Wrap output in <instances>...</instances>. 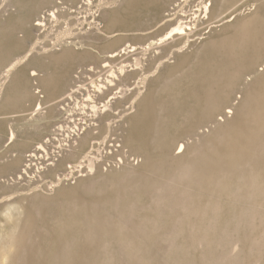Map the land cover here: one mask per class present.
Masks as SVG:
<instances>
[{"label":"rangeland","instance_id":"1","mask_svg":"<svg viewBox=\"0 0 264 264\" xmlns=\"http://www.w3.org/2000/svg\"><path fill=\"white\" fill-rule=\"evenodd\" d=\"M89 1V5L85 6L83 0H0V73L2 68L13 59L14 56L26 51L31 43L37 39V43L34 44L36 48H34L32 54L24 62L14 67L9 80L5 82L0 89V232L3 229H8L11 224L14 225L16 222L18 232L22 231V233L32 237H30L31 240L25 251V264H48L45 262L44 254L45 251L51 249L57 250L58 256L67 255V257L62 259V262H60L61 264H264V219L260 220L263 212L259 209H252L251 206L253 205L250 200H244L237 195L215 199L216 205L222 207L219 216L221 224H219V221V223H209L204 232L205 236L196 238L190 237V231L187 228L183 229L181 233L176 231L178 221L176 219H170L169 216L172 213L169 208L170 205H166L164 208V206L149 204L150 196L155 188L147 189L141 187L143 182L150 178V175L145 171V157L146 155H151L155 158L159 157V150L154 147V142L157 141L156 136L158 135V139L159 134L153 131L154 120L150 112L147 113L145 111L142 119L138 123L134 122L133 124L135 125L131 126L130 129L124 125L125 123L123 121H118L119 123H116L118 125L113 122L112 124L115 125L110 127L111 129L108 134L109 139L107 138L105 142L100 141V145L98 144L97 148L93 150L92 156H97L94 157L95 160H93V169H89L86 162H82L81 164L80 161H82V158L78 157V155L66 159L67 166H76L73 168L68 167L67 169L69 172L66 171V169L64 171V167H56L59 163V161H57V158L58 160L60 158L59 154L58 156H54V163H56L54 166H46V164L51 161L47 158L57 154L56 150H54L53 153V151L49 149L48 151L51 152H49V156L46 157L35 147L37 146V142L42 140L47 133L46 137L52 138L50 129L54 127V121L57 119L58 115H60L58 111L62 112V110H59L60 108H56L58 104H55V101L56 99L58 100L60 96V98H62V94L73 84V79L75 77L86 79L89 73L94 76L93 78L97 77L98 74L104 75V71H106L105 68L107 67V69H113L112 67H114L113 70L116 71L120 65H125L126 69H130L129 67L134 68L135 57L140 58V65H142L141 70L138 69L139 71L136 70L135 72L142 73L144 70L147 71L144 75H151L154 67L150 68V65L153 64L155 55H161L159 51L166 49V47H154L150 49L151 51H148L150 55L147 52L141 51L138 53L140 56L138 54L137 56L136 54L132 55V53H128L127 56L125 53L123 54L120 52V54L118 53L112 59L107 58L108 52L113 50L117 52L126 44H132L138 48L139 46H145L149 41H156L161 34H164L170 29V24L168 23L161 27L154 26L160 14H166L170 12V10L171 12L175 10L178 11L181 7L191 12L190 10L194 9L193 4H195V2H191L192 0L184 5L183 2H181L182 0ZM178 2L180 4H177ZM247 2L257 4L259 1L247 0ZM50 8L57 11L56 19H47L46 12ZM246 8L248 9L249 6ZM259 15L264 17V4L261 7ZM41 16H44L45 25L38 29L33 26V22ZM202 26L203 24L198 26V28ZM263 26L264 23L260 28L263 33H261L258 38L252 39L251 42L248 40V44L235 43L231 47L228 46V44L220 43V40L226 38L230 31L227 29L224 30V28L219 25H215L207 33L200 35V38L194 33V35L189 36V40H194L196 38L194 48H199L193 50L190 42L189 45H186L184 48V55L169 56L166 66L161 67L160 70L159 68L157 69V71H159L158 78L148 82L146 91H143L140 96L149 99H153L154 97L159 99L157 96L161 95L164 91L176 87L181 91L176 101L183 102V92L187 90L186 85L190 82V79H187V81L182 79L180 83H177L176 79H178V77L171 76L165 79L163 74L169 64L172 65L180 61L190 63V70L194 69L196 63L193 61L195 58H198L202 61V64L209 59L213 60L210 63L216 62L217 64L231 62L226 66L227 68L224 67L219 71L220 73L222 72L221 74L225 75L231 73V80L236 82L232 87L225 89L227 93L229 89L234 92V94L230 96V99H232L231 103L238 105L242 99H245V96L253 98L252 102L255 103L258 101V96L256 94L253 95L252 92L253 88L256 86L255 79L252 78L251 82L247 84L249 87L246 85L247 91L245 88L240 89L239 83H243L245 75L247 74L249 76L247 75L246 78L248 80L251 79L252 73L246 71L248 63H250V67H253L255 71L259 72L261 70V72L258 73V78H264ZM152 29L153 31H151ZM197 32L199 31H196V33ZM22 35L24 36L23 38L20 37ZM213 39L214 41H212ZM259 41H261L260 43L262 44L258 43ZM204 42H207L208 46L201 48ZM252 42L253 44H250ZM258 44L260 46H258ZM238 45L247 46L244 47V50L236 52L240 50L238 49L239 47H237ZM152 51H155L154 54ZM233 52H236V54ZM237 54L242 59L232 61L231 56ZM173 56L175 58H173ZM143 58L145 59L142 60ZM130 59L131 62L129 61ZM191 59L193 61H191ZM104 60L108 61V66L104 68L105 70L102 68V61ZM89 65H92L91 67H94L93 70L95 71H88ZM32 69H35L37 72L35 81L40 85V91L38 93H34L35 83H33L34 80L30 76V71ZM133 76L134 75H131V77ZM239 77L241 79H239ZM82 78L81 80L83 81ZM129 79L130 82H132L133 78L129 76ZM163 80L168 81L164 84ZM170 81L171 83H169ZM83 82L87 83V81ZM163 84L165 87H163ZM220 84L221 82H218L217 86ZM166 85L168 86L166 87ZM189 85H187V87ZM159 86L161 87L159 88ZM196 86L197 85H194L192 89ZM202 86L201 89L205 90L204 85ZM187 92L188 91H186V93ZM198 92H201V90H198ZM52 101L54 102L52 103ZM61 101H63L64 105L66 104L64 100H60L59 102ZM221 101H219L218 108L215 110V114H217L215 119L219 120L221 118L224 121H235L238 126L243 128L246 127V117L242 113H235V109H230L231 112L225 113L226 115H224V112L229 109L228 107L231 103H229L226 98H221ZM36 102H40L41 108L34 117L31 115L29 116ZM63 103L60 104L59 107H61ZM136 109L137 105L132 111ZM188 119L186 121L182 119L179 123L176 133H174L173 136V138H175L174 140L185 139L186 136L182 135V132L188 126ZM114 120H118V118ZM190 120L191 119H189V121ZM194 120L201 125L202 129L199 128V131H204L212 125L211 122H208V119L201 115L196 116ZM166 126L167 125L164 127L166 128ZM9 129H12L15 134L11 142L7 140ZM68 134H70L71 138L72 133H68L67 130L64 131V134L56 136V138L66 142L69 136ZM127 136H130L142 146L147 147L148 153L142 154L134 149L132 144L127 141ZM186 140L193 145L196 143L198 144V141L196 142L193 137H188ZM65 142H63V144H65ZM69 144H71V142H69ZM123 148L126 149V151ZM171 148H173L172 144ZM64 152L65 151H63V153ZM31 154H36V157L38 156L37 159L31 156ZM27 162H30V168L27 169L26 173L22 174L20 177L21 179L16 177L21 173L22 168H24ZM36 162L39 166L36 165ZM127 173L131 174L128 175ZM57 174H61L59 178L61 181H58L59 179L56 177ZM121 180L124 182L121 183ZM56 183H58V186L53 188L49 186V184ZM127 186H129V188ZM136 186L138 188L141 187L140 197L142 202L140 203L136 200L138 194L135 192L133 193V191L131 192V190H133L131 188ZM114 187H117V189ZM51 190L53 192H51ZM115 190L129 191L122 205V210L127 214L126 220L128 219L130 222L141 218L142 221L133 227V231L131 230L130 232L129 239L132 245L129 248L120 247L116 237L102 233V229L100 227L97 228L98 225L96 224H85L79 227L74 226V224H69L65 228H55L57 223L64 219H75L80 217L81 213L78 212L80 211L79 209L83 210L90 208L94 202L99 201L109 192H115ZM258 195L263 196V191ZM134 200H136L137 203H134ZM13 202L22 206V214L17 221H15L16 217L10 218L9 221L4 214L5 205ZM116 202L117 201H112L111 208L108 207L104 210L105 212L102 211L100 215L114 216L118 210L117 207L121 204L119 203L117 205ZM160 215H162V217ZM153 218H155V221L152 220ZM109 223L112 224L114 222L111 221ZM25 224L26 226H24ZM28 230L29 232H27ZM61 231L66 234L65 240L69 242V246L66 245L67 248L65 249L61 246L63 239H59ZM145 232H147L148 237ZM97 233L99 234L97 235ZM109 243L111 246H108ZM106 245L107 251H110L111 256L108 258H101L102 260H99L100 262H95L93 260L94 256L99 249L102 250Z\"/></svg>","mask_w":264,"mask_h":264},{"label":"bare ground","instance_id":"2","mask_svg":"<svg viewBox=\"0 0 264 264\" xmlns=\"http://www.w3.org/2000/svg\"><path fill=\"white\" fill-rule=\"evenodd\" d=\"M83 1L85 6L89 5L88 3H90L89 0H83ZM188 1L191 0H182L181 2H183L184 5L186 3H189ZM258 1L259 2L255 4V3H248L247 0H194V1L192 0L191 2H195V4H193L194 9L190 10L191 12H188L187 10H184L181 7L178 11L172 9L175 11L171 12L170 10V12H167L166 14L163 13L160 14L159 19L158 21H156L154 26L161 27L162 25L164 24L166 25V23H168L170 24L169 25L170 29L166 31L164 34L160 33L161 35L156 41L153 42L148 40L149 42H147L145 46H141V47L139 46L138 48L133 46L132 44H126V45L124 44L125 46L120 48L119 51L115 52V50H113L108 52L107 58L112 59L118 53L120 54V52L123 54L125 53V55H127L128 53L129 54L132 53V55L136 54L137 56V54L141 51L147 52L149 54L148 51L154 47L157 48L166 47V49H163L161 51H159L160 50L159 49L158 51L159 53H161V55H157V56L155 55L153 64L152 65L149 64L150 68L154 67V70L151 75H144L145 72H147L144 70L142 73L141 72L136 73L135 72L136 70L138 69L141 70L142 65H140L141 62L139 60L140 58L133 57L135 64L134 68L129 67L130 69H126L125 65H120L117 71L113 70L114 67H112L113 69L111 68L107 69L108 67L107 68L105 67L108 66V61H106L108 59H106L102 61L103 62L102 68L106 69V71H104L106 74L105 73L104 75L98 74L97 77L93 78L94 76L91 75V73H89V75L86 74L88 76L87 78L84 75L86 79L82 77H75L73 79V84L67 89V91L64 94H62L63 95L62 98H60L61 97L60 96L58 100L56 99L55 101V104L56 103L58 104V107L56 108H60L59 110H62V112L58 111V114L60 115H58L57 119L54 121V125H53L54 127L50 129L51 130L50 134L52 138L48 136L46 137V135L48 134L47 133L42 138V140L37 142V146L35 147L38 151L42 152L43 156L46 157H48L49 152H51L48 151L49 149L52 150L53 153L54 150H56L57 154L53 155V157L50 156L47 158L48 160L51 161L48 162L46 166H50V165L51 167L54 166L56 164L54 163V159H55L54 156H58L59 154L60 157L59 160L57 158V161H59V163L56 167H64L63 168L64 171L66 169V171L69 172V170L67 169L68 167L73 168L76 166L75 165L67 166L66 159L78 155V157L82 158V161H80V163L82 164V162H86L87 167L91 169L93 166V160H95L94 157H97V156L94 157L92 156L93 150L97 148V145L100 143V141L102 142L106 141V139L108 138L109 131L111 129L110 127L112 125H115L118 121H123L125 123L124 125H126L128 129H130L131 126L135 125L133 124L134 122L138 123L142 119L143 114L146 111L147 113L150 112L152 114V118L154 120L153 131L159 134L158 139H157L158 135L157 136L155 135L157 141L154 142V147L157 150H159V157L155 158L151 155L149 156L146 155L144 166L146 167L145 171L150 175V178L144 181L141 187L147 189L155 188L154 192H152L150 196L149 204L151 203L154 204L155 206L156 205L164 206V208L166 205L167 206L170 205L169 208L171 209L172 213L170 214L169 217L171 220L176 219L178 221V226L176 227V231L178 233L179 232L181 233L183 229L187 228L190 231L189 234L190 237L193 238L200 236L204 237L205 236L204 232L208 227V224L216 223L219 221V216L221 213L220 211L222 207L220 205H216L215 199L228 197L230 195L233 196L237 195L243 198L244 200H248V201L250 200L251 204L253 205L251 206L252 209H259L263 212V215L260 217V220H263L264 219V78L262 79L258 78V73L261 72V70L259 72L255 71L253 67H250V63L247 62L248 64L246 66L247 67L246 71H250L249 73H252L251 79L248 80L246 78V76L248 75L247 74L245 75V80L243 79L244 80L243 83H239L240 89L245 88V90L247 91L246 85L251 82L252 78L255 79L256 86L253 88L252 91L253 95L256 94L258 96L257 98L258 101H256L255 103L252 102L253 98H249L246 96L245 99H242L240 104L238 105H234L231 103L232 99H230V96L231 94H234V92L231 89H229L227 93L225 89L228 87H232L236 82H233L231 80V73L225 75V74H221L222 72L221 73L219 72L221 69L228 66L231 62L228 63L222 62L221 64H217L216 62L210 63L213 60L209 59L205 61L204 59L205 62L202 64V61L198 58H195L194 61L191 59V61L196 63V67L194 66V69L191 70H190V63L186 61L175 62L173 60L175 63H173L172 65L169 64L165 73L163 74V77L165 79H168L171 76L178 77V79H176L177 83H180L182 79L186 81L187 79H190V82H188L187 84L189 85L190 83V85L188 87L186 85L187 88L186 91L188 92L187 93L186 91L183 92V102L176 101V99L180 96L181 93V91L176 87L164 91L161 95L157 96L159 97V99H156V97H154L153 99H149L147 97L140 96L142 95L143 91H146V85L148 84V82L158 78L159 71H157V69L159 68L160 70L161 67L166 66L168 60L167 58L169 56L171 57L172 55L181 56L183 54L185 46L189 45L190 42H191V48H193V50L199 48V47L194 48V42L196 38L194 40H189V36L194 35V33L195 35H197V37H199L200 35L207 33L215 25H219L222 28H224V30L227 29L230 31L229 33L230 35L228 34L226 38L224 39L222 38L220 40L221 44H228V46L230 47L233 46L235 43L244 44L247 43L248 40H250L251 42L252 39L258 38L260 34L263 33L261 32L260 28L264 23V17L260 16L259 14L261 12V7L264 4V0H258ZM177 4L180 3L178 2ZM248 6L249 8L247 9L246 7ZM56 12L57 11L55 9H51V8L47 10L46 12L47 19H52V20L56 19L57 17ZM202 24L203 26L198 28V26ZM44 25H45L44 16L35 19L33 22V26L38 29L43 27ZM151 31H153V29ZM196 31L199 32L196 33ZM20 37L23 38L24 36L22 35ZM212 41H214V39ZM261 41H259L258 43H260ZM36 43H37V39L31 43L30 47L26 51L22 53H18L2 68V71L0 73L1 75L0 89L5 84V82L9 80L10 74L14 69V67L24 62L32 54L34 48H36L34 47V44ZM250 44H253V42ZM206 46H208V44L207 42H204L201 45V48ZM246 46L238 45L237 47H239L238 49L240 50H237L236 52L244 50V47ZM258 46L260 45L258 44ZM137 49H139L140 51ZM236 52L233 53L236 54ZM238 54L231 56L232 61L242 59L239 57ZM173 58L175 57L173 56ZM144 59L145 58H143L142 60ZM129 61L131 62V59ZM91 66L92 65H89L88 66L89 68L87 70L90 72L95 71L93 70L94 67L92 68ZM36 75H37L36 70L32 69L30 71V76L34 80L33 83H35L34 93H38L40 91L39 89L40 85H38V83L35 81ZM131 75L134 76L131 77ZM129 76L130 78H133L132 82H130ZM240 77L239 79H241ZM81 78L83 79V81H87V83L86 82L84 83L81 80ZM167 81L165 80L164 84ZM218 82H221V84L217 86ZM169 83H171V81ZM194 85L197 86L192 89ZM202 85H204L205 90L201 89L203 87ZM167 86L168 85H166V87ZM160 87L161 86H159V88ZM163 87H165V85ZM198 90H201V92H198ZM221 98H226V100H228V102L231 103L230 106L228 107L229 109L226 112H224V115H226L225 113L231 112L230 109H235V113H242L246 117L247 120L246 127L243 128L241 126H238L235 123V121L234 122L224 121L220 117L219 120L215 119V117L217 116V114H215V110L218 108L219 101H221ZM60 100H64L66 104L64 105L63 101L59 102ZM53 102L54 101H52V103ZM62 103L63 105L59 107V105ZM136 105H137V109L132 111V109ZM40 108H41L40 102H36L32 111L29 113V116L31 115L34 117V115L37 113V111H39ZM198 115H201L202 117L208 119V122H211L212 125L209 126V128H207L206 130H204L205 128L203 127L204 131H199L201 125L200 123H197L194 120ZM116 118H118V120H114ZM188 118L191 120L189 121ZM182 119H184V121L188 119L187 122L188 126L182 132V135L186 137L185 139L174 140L175 139L173 138L174 133H176L178 125L182 121ZM113 122L115 124H112ZM165 125H167L166 128L164 127ZM66 130L68 131V133L69 132L72 133L71 138H70V134H68L69 136L66 142L62 141V139L60 140L59 138H56V136L64 134V131ZM14 137H15L14 131L12 129H9L7 140H10L11 142L14 139ZM188 137L189 138L193 137V139L196 140V142L198 141V144L196 143L197 144L196 145L194 143L195 145H193L189 143L188 142L189 139L186 140V138ZM126 139L128 142L132 144V147L136 149L138 152H141L142 154L148 153L147 147L142 146L141 144H139V142L132 139L130 136H127ZM63 142H65V144H63ZM69 142H71V144H69ZM171 144L173 148H171ZM124 150L126 151V149ZM63 151L65 152L63 153ZM31 156L36 157V154H31ZM30 165H31L30 162L25 163L21 173L18 174V176L16 177L20 178L23 173H26L27 169L30 168L29 167ZM36 165H38L37 162ZM127 174L129 175L131 173H127ZM60 175L61 174H57L56 177L59 179ZM58 181H61V179H59ZM120 182L122 183L124 181L121 180ZM57 184L58 183L49 184V186L53 188L55 186H58ZM127 187L129 188V186ZM114 188L117 189V187ZM140 188L136 186L134 188H131L133 190L130 189L131 192L133 191V193L135 192L138 194L136 198L138 203L142 202V199L140 197ZM262 191H263V196L258 195L262 193ZM51 192L53 191L51 190ZM127 192L123 190H119V191L115 190V192H109L99 201H96L94 203L92 202L93 204L90 206V208L83 210L79 209L80 211L78 212L81 213L80 217L76 216L77 218L75 219L73 218L64 219L58 222L55 228L56 229H61L62 227L65 228L69 224H74V226L76 227L85 224L87 225L96 224L98 225L97 228L100 227L102 229L101 230L103 231L102 233L110 234L112 237H116L117 238L116 240L119 241L118 245L120 247L127 249L132 245V242L129 239L131 230L133 231V227H135L136 225L142 222L141 218H138L137 220H133L130 222L128 221V219L126 220L127 214L122 210L123 208L122 205L124 203L123 201L127 195ZM136 200H134V203H137ZM112 201H117L116 202L117 205L121 203L117 207L118 210L117 212L115 211L116 212L115 215L101 216L100 213L102 211H104L108 207L111 208ZM5 206L6 207L4 209V214L7 217V219H9L10 221V218L16 217L15 221H17L19 219V216L22 214V206L15 202L8 203ZM160 216L162 217V215ZM152 220L155 221V218H153ZM111 221L114 223L112 224L109 223ZM219 224H221V222ZM12 225L13 224H11L8 229H3L0 232V264H25V251L27 250L26 248L31 240L30 239L31 236L30 237L27 236L26 234L22 233V231L18 232L16 222L13 226ZM24 226H26V224ZM27 232H29V230ZM147 232H145V234L148 237ZM153 233H157V232H153ZM98 234L99 233H97V235ZM65 235L66 234L63 231H61L59 235V239H63L61 242V246L64 247V249L67 248V246H69L68 244L69 242L65 240L66 238ZM109 245L110 243L108 244V246ZM198 248L201 249L200 247ZM233 248L235 249L234 246ZM51 250L45 251L44 254L45 262H47L48 264L49 263L61 264L60 262H62V259L67 257L66 253H65L66 256H62V255L58 256L57 250L55 249L54 250L51 249ZM110 256L111 253L110 251H107V245H106L104 248H102V250L99 249L97 254L94 256L93 260L96 262L102 260L101 258H105V257L108 258Z\"/></svg>","mask_w":264,"mask_h":264}]
</instances>
